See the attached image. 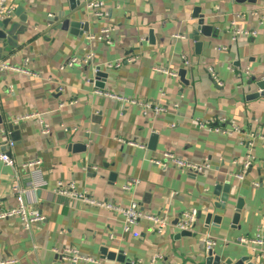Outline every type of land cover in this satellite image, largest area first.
Segmentation results:
<instances>
[{
	"label": "crops",
	"instance_id": "1",
	"mask_svg": "<svg viewBox=\"0 0 264 264\" xmlns=\"http://www.w3.org/2000/svg\"><path fill=\"white\" fill-rule=\"evenodd\" d=\"M74 1L72 9L71 0H13L15 16L7 30L17 26L14 40L0 41L6 49L0 51V151L7 150L19 168L41 159L45 180L34 190L31 174L19 173L27 208L45 220L31 231L17 217L0 220V260L73 264L59 255L76 248L99 260L78 264H121L109 258L110 252L142 264L158 253L163 255L158 264H206L202 238L209 235L222 261L252 255L257 264H264V256L238 241L257 232L264 237V99L249 98L256 91L253 79L264 77V0H102L114 28L110 43L88 41V34H98L106 23L85 10L87 0ZM18 6L23 12L16 14ZM198 13L215 29L209 37L199 34L200 49L192 38ZM62 14L89 23V31L81 26L75 28L77 33L59 29ZM232 21L256 35L233 39ZM88 54L93 55L91 63L63 68L70 58ZM181 69L186 70L187 83L179 75ZM98 70L106 77L97 80ZM100 92L161 102L169 110L145 117L138 105H125ZM30 113L49 124L48 134L41 132L38 120L13 122ZM220 117L228 121L225 128L235 124L241 133L229 135L199 124ZM11 122L19 126L18 140H12ZM7 141L14 145L8 147ZM250 149L252 166L238 180ZM165 152L209 168L193 174L153 163L164 161ZM14 177V169L0 159L2 210L17 204ZM132 180L137 182L129 185ZM58 181H76L81 190L123 207L137 202L146 213L170 217L171 225L158 234L142 219L125 231L123 215L71 202L55 192ZM227 181L232 184L229 212L214 222L220 210L214 208L217 197L210 192L216 183ZM239 200L241 216L234 223ZM192 208L199 216L193 230L183 235L175 224ZM208 213H213L209 224Z\"/></svg>",
	"mask_w": 264,
	"mask_h": 264
},
{
	"label": "built area",
	"instance_id": "2",
	"mask_svg": "<svg viewBox=\"0 0 264 264\" xmlns=\"http://www.w3.org/2000/svg\"><path fill=\"white\" fill-rule=\"evenodd\" d=\"M85 10L90 12L95 21H101V23H106L100 30L98 34H88L87 39L90 42H95L97 40L102 41L106 40L107 42H111L110 33L113 31V25L108 22L109 14L105 9V4L102 0H87L84 3ZM15 16V6L13 4V0H0V22L5 19H12ZM230 28L234 34L233 39H236L238 36H254L256 35L255 31L249 32L240 29L237 26L236 21H232L230 23ZM93 59L92 54H88L84 58L72 57L70 58L64 66H73V65H85L91 63ZM135 58H131L130 60H134ZM27 62V61H26ZM186 66H189V61L185 62ZM3 67H8L2 64ZM26 65V63H25ZM19 71L29 72L26 67L18 68L15 67ZM155 71L162 72L165 74H169L171 76L176 77L177 73L167 71L162 67H155ZM212 77L217 81L218 85L221 86V82L218 81L213 69L210 70ZM105 96L111 97L120 101L125 105H138L142 109V114L145 117H156L162 113H166L169 108L167 105L162 104L161 102H155L152 100H140L136 98L126 97L123 95L100 92ZM163 95V93H161ZM174 107H177L178 104H174ZM35 119L38 120V123L42 126L41 132L43 134H48L50 127L48 123H45L37 113H30L28 115H24L22 117L16 118L13 122L19 123L23 120ZM227 119L224 117L216 118L213 121H200L199 124L202 127H209L215 132L227 133L232 135L233 133H241V129L239 126L230 124V128H225L223 125L227 123ZM3 133L5 130H1ZM253 136V135H251ZM264 139V136L261 137ZM123 141V140H121ZM127 142L131 146H141L145 145L139 143L137 141L129 140L123 141ZM249 146H252L253 142L249 141ZM6 145L13 146L14 142L10 141L6 143ZM5 145V146H6ZM252 149V148H251ZM251 149L249 154L247 155L245 161L242 163L241 172L236 174V178L238 180H243L252 166L254 156L252 155ZM165 160H153V163L156 165L166 167L168 164H172L173 166L189 171L193 174L204 173L208 170L209 166L207 164L194 163L187 159L178 157L175 153L165 152L164 153ZM0 159L8 166L12 167L15 171V177L13 179L12 191L17 199V204L14 207L2 210L0 208V220L8 219L11 217H17L21 220L23 228L27 231H31L33 226L37 223H41L45 220V216L39 212L31 211L27 208L25 203V193L27 190L23 189L19 183L20 172L27 171L31 174V182L30 186L34 190L40 189V187L45 184V180L43 178L44 171L42 169V160L41 159H31L20 165V168L16 165V161L12 158V156L7 152V150L0 151ZM137 181L132 180L129 185L132 183H136ZM260 182H254L255 186H258ZM126 186L125 189H129L130 187ZM55 192L58 195L66 197L71 202H81L91 207H95L98 209L108 210L113 213L121 214L125 218V231H129L134 225H136L140 220L144 219L150 222V229L158 234L163 233L169 225H171L170 217L166 215L158 214V213H146L143 211L137 202L131 203L128 207H123L122 205L110 201H105L102 199H98L93 196L91 193L85 190H81L76 181H58L56 184ZM199 216V211L196 208L189 209L181 213L178 218L175 226L180 232L183 231H192L195 227ZM202 241L205 245L206 251H209L214 246V241L211 239L209 235H206L202 238ZM241 244L249 245L254 248L257 256H264V237L260 232H257L253 236L249 237H241L238 240ZM59 257L64 261L72 262L73 264H78L80 261H92L98 263L99 260L94 259L92 257L83 255L76 248L65 249L59 255ZM163 260V255L155 254L152 256L150 262L148 264H158L159 261ZM15 258H7L0 260V264H15ZM132 264H142L140 261H132Z\"/></svg>",
	"mask_w": 264,
	"mask_h": 264
},
{
	"label": "water",
	"instance_id": "3",
	"mask_svg": "<svg viewBox=\"0 0 264 264\" xmlns=\"http://www.w3.org/2000/svg\"><path fill=\"white\" fill-rule=\"evenodd\" d=\"M239 1H242V0H239ZM71 8L72 9L75 8V1L74 0H71ZM22 12H23V7L18 6L16 8V14H19ZM195 17L198 18V26H197L196 31L193 33L192 38L198 42V47L200 49L202 43L199 41V34L202 33L204 36L209 37V36L213 35V32L215 31V29L213 28V26L206 23L204 15H201L198 13V15H195ZM62 18H63V20L57 25V27L59 29H63V30H69L70 29L73 33H77L75 31V28L81 26L83 29V32L89 31V23H87V22L86 23H79L77 21H72V19H70L69 16H67L65 14H62ZM21 19L23 22H26L25 15L22 14ZM10 22H11V19H5V20L0 22V41L1 42H4L5 40H7L11 43L12 40H14L13 34H14L17 26H14V28L7 30ZM5 50L6 49H4V46L1 45L0 51H5ZM96 75H97V80H100V79L106 77V73L102 72L101 70H98ZM179 75H180L181 79L187 83V80L185 79L186 70L181 69L179 71ZM252 83H254L256 91L254 93H252L251 95H249V98L250 99H261V98L264 99V77H262L261 79H258V80L253 79V82H251V84ZM2 123H3V120L0 117V124H2ZM8 128L11 131L12 140H18L20 137L19 126L17 124H14L11 122L8 124ZM231 186H232V184L229 181H227L226 183H223V185L218 182L215 184V186L213 187V189L210 192L211 196L217 197V200L215 202H213L214 208L217 210H220V213L214 217V222H219L223 218V216L228 214V212H229L228 205H229L230 199H231ZM241 206H242L241 200H239L237 205H236L237 211L233 215V222L234 223H237L240 216H241V211H240ZM212 216H213V213H208V215H207V223L208 224H209ZM181 233L183 235H186V234H189L190 232L183 231ZM104 252H106L105 249H104ZM206 254H207L206 261H205L206 264H257L252 255L242 256L239 259H237V261H234L231 258H226L224 261H222L221 256L218 254L216 255L215 252L213 251V249H210L209 251H207ZM108 256L110 259L117 260L121 264H132V260L130 258L125 257L123 255V253L117 254L114 252H110Z\"/></svg>",
	"mask_w": 264,
	"mask_h": 264
}]
</instances>
